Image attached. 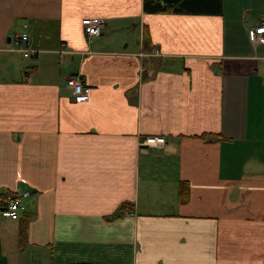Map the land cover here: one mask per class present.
I'll return each mask as SVG.
<instances>
[{
    "label": "crops",
    "instance_id": "1",
    "mask_svg": "<svg viewBox=\"0 0 264 264\" xmlns=\"http://www.w3.org/2000/svg\"><path fill=\"white\" fill-rule=\"evenodd\" d=\"M142 1L0 0V200L28 193L0 264H264V0Z\"/></svg>",
    "mask_w": 264,
    "mask_h": 264
},
{
    "label": "built area",
    "instance_id": "2",
    "mask_svg": "<svg viewBox=\"0 0 264 264\" xmlns=\"http://www.w3.org/2000/svg\"><path fill=\"white\" fill-rule=\"evenodd\" d=\"M82 33L86 38L99 37L103 27V21L97 18H85L80 21ZM27 26L23 24L19 32L15 33L10 39L8 44V52L19 54L22 58L31 57L34 55L28 45ZM249 37L252 41L259 46H264V23L257 24L252 30L249 31ZM142 55L139 53V56ZM264 79V65L262 68ZM65 86L70 90L72 100L76 103H82L87 99L89 88L83 85L78 77H68L65 80ZM164 144V140L157 136H147L143 138L139 145L141 148H155ZM28 196L27 192L12 194L3 197L0 200V218L9 221L18 220L19 216L24 212V206L21 202L23 198Z\"/></svg>",
    "mask_w": 264,
    "mask_h": 264
},
{
    "label": "trees",
    "instance_id": "3",
    "mask_svg": "<svg viewBox=\"0 0 264 264\" xmlns=\"http://www.w3.org/2000/svg\"><path fill=\"white\" fill-rule=\"evenodd\" d=\"M217 2V1H216ZM181 0H143L142 1V11L144 13H150V14H156V13H181V11L186 8L189 11H205V12H210L215 10V13L218 14L219 11V3L213 4V3H206L202 1V3H182ZM147 33H144V42L146 40ZM146 44V42H145ZM144 46V45H143ZM215 137L217 136H211V135H200L198 136L199 139L203 141H207L208 138ZM209 141V140H208ZM179 199L183 201L186 199L184 195H182V188H181V193H179ZM19 239L20 243L24 242V230L21 229L19 233ZM70 264H88V263H70Z\"/></svg>",
    "mask_w": 264,
    "mask_h": 264
},
{
    "label": "rangeland",
    "instance_id": "4",
    "mask_svg": "<svg viewBox=\"0 0 264 264\" xmlns=\"http://www.w3.org/2000/svg\"><path fill=\"white\" fill-rule=\"evenodd\" d=\"M135 32H136V30H135ZM135 35V34H134ZM30 58H28V59H23L24 61H26V63H30V60H29ZM31 259V258H30ZM30 264H34L32 261L30 262Z\"/></svg>",
    "mask_w": 264,
    "mask_h": 264
}]
</instances>
